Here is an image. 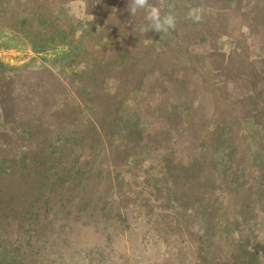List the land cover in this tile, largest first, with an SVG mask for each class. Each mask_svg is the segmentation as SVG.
I'll use <instances>...</instances> for the list:
<instances>
[{
    "label": "rangeland",
    "instance_id": "obj_1",
    "mask_svg": "<svg viewBox=\"0 0 264 264\" xmlns=\"http://www.w3.org/2000/svg\"><path fill=\"white\" fill-rule=\"evenodd\" d=\"M111 1L0 0V264H264V0H150L228 25L229 82L135 55L145 13Z\"/></svg>",
    "mask_w": 264,
    "mask_h": 264
},
{
    "label": "crops",
    "instance_id": "obj_2",
    "mask_svg": "<svg viewBox=\"0 0 264 264\" xmlns=\"http://www.w3.org/2000/svg\"><path fill=\"white\" fill-rule=\"evenodd\" d=\"M161 7L167 10V5H162ZM243 15L239 11V20L241 22L239 25V81L247 84L254 73L259 75L263 73V70H261V66L256 63L257 61L254 58L256 36L253 31L248 29L250 26L245 25V17ZM182 20L185 21L184 23L188 28L195 27L194 22H189L186 19L178 21L182 22ZM147 23L148 21L145 19L144 14L143 19H139L137 24L132 26L134 31L130 38L132 43L138 47V50L135 51L137 54H141L147 44L152 45L159 56H169L171 51L174 50L177 53L176 55L179 56L178 58L180 60L182 58L183 62L191 63L197 58L210 74L212 73L219 77L223 82H229L233 79V76L229 75L228 72L230 71L229 64L231 63L230 53L234 48L228 47V41L237 43L238 38H235V40L232 38L228 25H225L223 30L216 29L210 32L209 35L203 31L201 35L193 37L188 33L181 34L178 30V24H176L175 29H171L167 33L143 32L142 29L148 26ZM242 49L246 51L244 63H249V65H244V67H242L240 61ZM212 57L219 58L220 64L212 63Z\"/></svg>",
    "mask_w": 264,
    "mask_h": 264
},
{
    "label": "clouds",
    "instance_id": "obj_3",
    "mask_svg": "<svg viewBox=\"0 0 264 264\" xmlns=\"http://www.w3.org/2000/svg\"><path fill=\"white\" fill-rule=\"evenodd\" d=\"M128 9L132 16H135L139 11L145 13V19L149 22V25L142 29L143 32L154 29L159 33H167L176 27L177 16L172 6L164 11L160 5L150 3V0H129ZM187 19L194 23L199 22L201 20V9L198 7L190 8Z\"/></svg>",
    "mask_w": 264,
    "mask_h": 264
},
{
    "label": "trees",
    "instance_id": "obj_4",
    "mask_svg": "<svg viewBox=\"0 0 264 264\" xmlns=\"http://www.w3.org/2000/svg\"><path fill=\"white\" fill-rule=\"evenodd\" d=\"M190 1H194V0H190ZM237 1H238V0H237ZM103 2H104V4L107 5L108 7L111 6V5H114V4H115V2L113 3L111 0H103ZM240 3H241V0H239V4H240ZM66 6H67V4L65 3V4H64V7H66ZM239 6H240V5H239ZM240 8H242V7H240ZM240 8H239V11H241ZM242 13H243L244 15L248 16V17H253V16H254V15H253L254 12H253L252 9H243V10H242ZM152 47H153V46H152ZM153 48H154V47H153ZM134 54L136 55V52H134ZM137 55H144V51H142L141 54H137ZM153 57H154L155 59L161 57V56H159V55L156 54L155 49H154V51H153ZM117 63H118V68H121V66H122V67H123V66H130V69H131L133 72H138L137 68L133 69V66H131V65L134 64V62L131 60V58H128V54H127V53L121 55V57L117 60ZM134 65H136V63H135ZM136 70H137V71H136Z\"/></svg>",
    "mask_w": 264,
    "mask_h": 264
}]
</instances>
